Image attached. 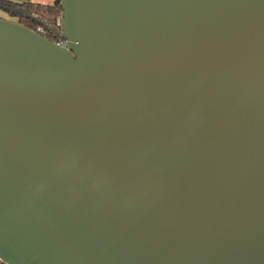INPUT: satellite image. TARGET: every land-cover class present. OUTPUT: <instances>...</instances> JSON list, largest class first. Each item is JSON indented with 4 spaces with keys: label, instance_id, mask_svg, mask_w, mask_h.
I'll return each mask as SVG.
<instances>
[{
    "label": "water",
    "instance_id": "95a60500",
    "mask_svg": "<svg viewBox=\"0 0 264 264\" xmlns=\"http://www.w3.org/2000/svg\"><path fill=\"white\" fill-rule=\"evenodd\" d=\"M60 6L0 17V260L264 264V0Z\"/></svg>",
    "mask_w": 264,
    "mask_h": 264
},
{
    "label": "trees",
    "instance_id": "16d2710c",
    "mask_svg": "<svg viewBox=\"0 0 264 264\" xmlns=\"http://www.w3.org/2000/svg\"><path fill=\"white\" fill-rule=\"evenodd\" d=\"M60 2L61 0H55L53 4H42L30 1L18 3L11 0H0V10L48 39L57 41L56 38L59 35L61 39H64L60 31L62 21Z\"/></svg>",
    "mask_w": 264,
    "mask_h": 264
},
{
    "label": "rangeland",
    "instance_id": "374dc122",
    "mask_svg": "<svg viewBox=\"0 0 264 264\" xmlns=\"http://www.w3.org/2000/svg\"><path fill=\"white\" fill-rule=\"evenodd\" d=\"M40 3H45V4H52L54 0H34ZM0 17L7 19V20H12V21H16V18L11 17L9 14H7L6 12L0 11Z\"/></svg>",
    "mask_w": 264,
    "mask_h": 264
},
{
    "label": "built area",
    "instance_id": "2783aa9c",
    "mask_svg": "<svg viewBox=\"0 0 264 264\" xmlns=\"http://www.w3.org/2000/svg\"><path fill=\"white\" fill-rule=\"evenodd\" d=\"M41 31H42V30H41ZM57 42H58L59 44H61V45L66 46V40H65V39H59V40H57ZM0 264H7V263H5V262H3L2 260H0Z\"/></svg>",
    "mask_w": 264,
    "mask_h": 264
},
{
    "label": "crops",
    "instance_id": "0c3cea01",
    "mask_svg": "<svg viewBox=\"0 0 264 264\" xmlns=\"http://www.w3.org/2000/svg\"><path fill=\"white\" fill-rule=\"evenodd\" d=\"M13 2H18V3H22V2H25V1H30V2H35V3H40V2H37V1H34V0H11ZM55 2V0L53 1V3ZM52 3V4H53ZM42 4H45V3H42ZM1 11V10H0Z\"/></svg>",
    "mask_w": 264,
    "mask_h": 264
},
{
    "label": "flooded vegetation",
    "instance_id": "af4514ba",
    "mask_svg": "<svg viewBox=\"0 0 264 264\" xmlns=\"http://www.w3.org/2000/svg\"><path fill=\"white\" fill-rule=\"evenodd\" d=\"M59 39H61V35H59L58 38H56V40H59Z\"/></svg>",
    "mask_w": 264,
    "mask_h": 264
}]
</instances>
